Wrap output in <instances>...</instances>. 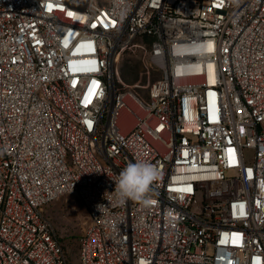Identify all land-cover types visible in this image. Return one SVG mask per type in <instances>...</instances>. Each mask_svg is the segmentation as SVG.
Here are the masks:
<instances>
[{
  "label": "built area",
  "instance_id": "built-area-1",
  "mask_svg": "<svg viewBox=\"0 0 264 264\" xmlns=\"http://www.w3.org/2000/svg\"><path fill=\"white\" fill-rule=\"evenodd\" d=\"M139 39L146 99L116 69ZM138 159L151 203L121 204ZM64 195L79 264H264V0H0V264L72 263Z\"/></svg>",
  "mask_w": 264,
  "mask_h": 264
},
{
  "label": "rangeland",
  "instance_id": "rangeland-1",
  "mask_svg": "<svg viewBox=\"0 0 264 264\" xmlns=\"http://www.w3.org/2000/svg\"><path fill=\"white\" fill-rule=\"evenodd\" d=\"M150 45V40L135 41L121 53L116 65L121 80L127 85H137L135 90L143 99L147 98L148 86L161 75L159 71L148 74L144 68ZM43 213L71 257V264H79L78 239L88 221L84 204L74 195H64L45 206Z\"/></svg>",
  "mask_w": 264,
  "mask_h": 264
},
{
  "label": "clouds",
  "instance_id": "clouds-1",
  "mask_svg": "<svg viewBox=\"0 0 264 264\" xmlns=\"http://www.w3.org/2000/svg\"><path fill=\"white\" fill-rule=\"evenodd\" d=\"M159 175V169L147 160L129 162L114 181V192L118 201L123 204L132 200L145 206L149 205L151 200L148 193ZM97 208L101 211L103 205H97Z\"/></svg>",
  "mask_w": 264,
  "mask_h": 264
},
{
  "label": "trees",
  "instance_id": "trees-1",
  "mask_svg": "<svg viewBox=\"0 0 264 264\" xmlns=\"http://www.w3.org/2000/svg\"><path fill=\"white\" fill-rule=\"evenodd\" d=\"M65 250V249H64Z\"/></svg>",
  "mask_w": 264,
  "mask_h": 264
}]
</instances>
